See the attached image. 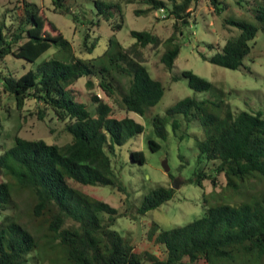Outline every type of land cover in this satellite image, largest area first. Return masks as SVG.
<instances>
[{"label": "trees", "instance_id": "obj_1", "mask_svg": "<svg viewBox=\"0 0 264 264\" xmlns=\"http://www.w3.org/2000/svg\"><path fill=\"white\" fill-rule=\"evenodd\" d=\"M141 1L146 8L138 13L162 9L173 19V32L164 40L165 49L159 57L170 71L179 50L174 32L181 33L179 26L188 22L190 7L198 0ZM205 1L215 12L221 9L218 0ZM50 2L57 13L69 14L72 21L79 22V15L70 10L66 0ZM93 6L95 15L104 21L116 16L112 30L121 27L122 15L116 2L93 0ZM13 10L6 25L0 22V64L6 55L34 62L50 47L65 52L67 59L51 56L17 76L0 66V92L13 99L17 110L26 100L34 101L38 105L37 119H43L48 112L63 124L71 139L57 145L14 135L11 146L6 149L0 146V176L7 180L0 179V264H33L28 261L37 260L33 254L36 249L33 236L12 214L5 213L14 208V190L29 192L30 215L40 218L52 232V242L59 245L68 264H215L220 258H232L234 253L264 257V194L251 203L241 202L236 206H203L200 216L181 225L165 229L153 226L148 239L156 244V254L136 253L128 241L110 229L115 209L71 187L68 180L80 185H111L121 190L109 155L114 154L115 146L139 134L142 126L126 115L116 117L113 106L96 94H90L87 102L80 99L73 83L83 77L86 89H92L96 83L107 98L114 93L118 95L117 104L123 112L143 115L161 98L163 87L160 81L150 77L141 50L145 46L156 47L161 41L149 31L130 30L134 42L123 48L111 36L98 56V63H94L70 52L68 41L38 6L16 0ZM253 19L256 24L224 18L221 25H232L238 33L214 48L213 54L205 56L198 52L199 56L227 69L241 67L256 31H264V0L253 10ZM95 41V38L89 41L85 34L82 47L90 51ZM205 45L213 48L210 43ZM179 75L193 91L210 87L206 79L189 70H182ZM120 77L126 80L125 88L120 86ZM177 78L173 75L170 79ZM207 103L205 99L184 97L167 107L163 115L150 117L152 131L160 139L166 137L168 122L173 131L182 123H195L199 127L201 136L195 141V165L187 181L200 185L207 178L215 185V176L222 174L225 185L234 190L236 179L264 177V116L229 109L216 115ZM211 104L221 105L215 101ZM88 105L92 106L91 111ZM147 145L150 151L159 149L152 139H148ZM129 159L138 164L144 162L140 150H130ZM172 193L171 187L155 186L142 197L133 213L143 215L159 207Z\"/></svg>", "mask_w": 264, "mask_h": 264}, {"label": "rangeland", "instance_id": "obj_2", "mask_svg": "<svg viewBox=\"0 0 264 264\" xmlns=\"http://www.w3.org/2000/svg\"><path fill=\"white\" fill-rule=\"evenodd\" d=\"M27 1L38 6L47 19L54 23L63 38L68 41L70 52L75 57L93 60L94 63H98V56L106 49L107 40L111 36L123 48L134 42V39L129 36L130 30L149 31L157 35L161 41L156 47L145 46L141 50L143 64L150 77L160 81L163 87L161 98L143 115L129 111L123 112L117 104L118 95L114 93L111 98H107L96 83L92 89H86L83 77L73 83V88L80 92V99L87 102L90 94H96L113 106L116 117L126 115L142 126L139 134L115 146L114 154L109 155L113 175L119 181L121 190L111 185H80L68 180L71 187L90 197L101 199L115 209V220L110 229L128 241L136 253L142 251L157 253L156 244L148 239L153 226L165 229L172 225H181L200 216L203 206L216 204L236 206L241 202L251 203L264 194V177L261 176L243 181L236 179L237 188L234 190L225 185L222 174L215 176V185H212L207 178L201 180L200 185L187 181L195 165V141L201 136L199 127L195 123L188 125L182 123L173 131L168 122L165 125L166 137L160 139L154 135L150 123L151 116L163 115L167 107L184 97L207 100L209 110L216 115H222L229 109L258 112L264 116V31L260 29L256 31L253 40L249 42V52L238 69L213 65L203 60L198 54V52L205 56L213 54L214 48H218L226 38L238 33L237 28L232 25H221L224 18L242 19L256 24L253 19V10L263 0H218L217 6L221 8L218 12L210 8L205 0H198L192 4L188 22L179 26L181 33L174 32V42L177 43L179 50L170 71L165 69L159 59L165 49L164 40L173 32V19L170 16L167 17L165 10L138 13V10L146 8L141 0H105L116 2L122 15L121 27L112 30L111 25L117 21L116 16L107 21L100 16L97 17L93 0H66L70 10L79 15V22L72 21L69 14L57 13L52 9L50 0ZM14 4L16 0H0V22H4L5 25L14 12ZM81 12L84 17H81ZM85 34H88L89 41L93 38L96 40L90 51L82 47ZM208 43L212 44L213 48L208 49L205 45ZM51 56L67 59L65 52L50 47L34 62L6 55L0 66L6 67L17 76L29 68L33 69L37 63ZM182 70H189L206 79L210 83L209 89L199 92L190 89L186 80L179 75ZM173 75L178 78L171 80ZM119 81L120 86L125 88V78L120 77ZM212 101L220 102L221 105H212ZM37 106L34 101L26 100L23 107L17 110L13 99L0 92V146L2 149L11 146L14 135L25 139L39 138L48 144L57 145L70 141L71 136L63 130V124L55 120L48 112L43 119H37ZM88 108L92 110L91 105H88ZM148 139L156 141L159 149L150 151L147 145ZM130 150H140L144 162L138 164L130 161ZM162 160L166 162L167 172L161 167ZM205 170L209 173L208 169L205 168ZM174 177H178L180 183L176 189H173L171 198L159 207L148 210L143 215L135 216L133 209L139 205L142 197L155 186L170 187ZM0 179L7 181L2 175ZM13 199L14 208L6 210L5 213L12 214L13 219L33 236L36 243L33 254L36 255L37 260H29L28 263L68 264L59 245L52 242V232L46 229L45 223L40 218L30 215L29 192L14 190ZM124 211L127 212L125 215ZM129 214L134 216L131 217ZM215 264H264V257L257 258L251 254L234 253L232 258H220Z\"/></svg>", "mask_w": 264, "mask_h": 264}, {"label": "water", "instance_id": "obj_3", "mask_svg": "<svg viewBox=\"0 0 264 264\" xmlns=\"http://www.w3.org/2000/svg\"><path fill=\"white\" fill-rule=\"evenodd\" d=\"M161 167H162V169H163L165 172L168 171V167L166 166V162H165V160H162V162H161ZM179 183H180L179 178H178V177H174V178H172V180H171V185H170V187H171L172 189H176V188L178 187V184H179Z\"/></svg>", "mask_w": 264, "mask_h": 264}, {"label": "built area", "instance_id": "obj_4", "mask_svg": "<svg viewBox=\"0 0 264 264\" xmlns=\"http://www.w3.org/2000/svg\"><path fill=\"white\" fill-rule=\"evenodd\" d=\"M160 11H162V9H160Z\"/></svg>", "mask_w": 264, "mask_h": 264}]
</instances>
